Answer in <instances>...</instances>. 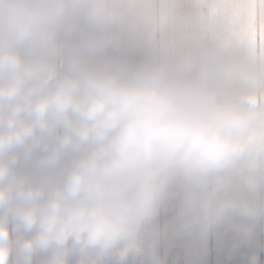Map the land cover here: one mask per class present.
<instances>
[{
    "label": "clouds",
    "instance_id": "clouds-1",
    "mask_svg": "<svg viewBox=\"0 0 264 264\" xmlns=\"http://www.w3.org/2000/svg\"><path fill=\"white\" fill-rule=\"evenodd\" d=\"M258 225L264 0H0V264H264Z\"/></svg>",
    "mask_w": 264,
    "mask_h": 264
},
{
    "label": "crops",
    "instance_id": "crops-1",
    "mask_svg": "<svg viewBox=\"0 0 264 264\" xmlns=\"http://www.w3.org/2000/svg\"><path fill=\"white\" fill-rule=\"evenodd\" d=\"M133 53L135 50H132ZM169 212L162 213V220L167 219ZM258 240H264V226H257ZM247 245H242L240 249L231 252L226 243V233L212 238L208 242L207 253L194 262V264H243ZM261 260L264 261V248H260ZM39 258V257H38ZM173 264H188V255L181 248L179 249L178 258L174 259Z\"/></svg>",
    "mask_w": 264,
    "mask_h": 264
}]
</instances>
